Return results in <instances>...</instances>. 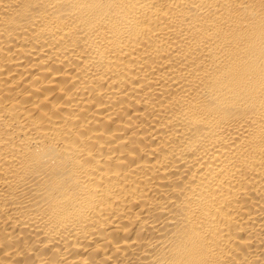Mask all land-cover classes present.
Returning <instances> with one entry per match:
<instances>
[{
  "label": "bare ground",
  "instance_id": "6f19581e",
  "mask_svg": "<svg viewBox=\"0 0 264 264\" xmlns=\"http://www.w3.org/2000/svg\"><path fill=\"white\" fill-rule=\"evenodd\" d=\"M0 264H264V0H0Z\"/></svg>",
  "mask_w": 264,
  "mask_h": 264
}]
</instances>
